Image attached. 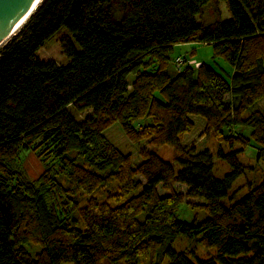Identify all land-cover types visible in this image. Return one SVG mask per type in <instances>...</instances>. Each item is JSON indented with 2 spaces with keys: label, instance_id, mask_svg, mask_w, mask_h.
<instances>
[{
  "label": "trees",
  "instance_id": "1",
  "mask_svg": "<svg viewBox=\"0 0 264 264\" xmlns=\"http://www.w3.org/2000/svg\"><path fill=\"white\" fill-rule=\"evenodd\" d=\"M57 34L65 66L36 55ZM194 43L232 74L177 68L175 48ZM195 119L231 149L253 143L264 163V0L40 1L0 47V264H264V177L226 204L246 168L239 151L182 145ZM115 124L148 147L138 165L106 138ZM45 144L40 157L58 163L32 181L20 155ZM184 204L208 216L180 220ZM179 238L214 257L168 246Z\"/></svg>",
  "mask_w": 264,
  "mask_h": 264
},
{
  "label": "rangeland",
  "instance_id": "2",
  "mask_svg": "<svg viewBox=\"0 0 264 264\" xmlns=\"http://www.w3.org/2000/svg\"><path fill=\"white\" fill-rule=\"evenodd\" d=\"M191 52H193V57L190 56ZM37 57L41 60H51L55 62L58 66H65L68 64L67 59L63 55V51L60 44V34L54 35L49 40H47L43 46L36 53ZM176 57H180L182 59L190 60L191 58L194 61L199 63H208L215 67L218 71H220L226 78H228L232 74V70L230 66L226 64L221 59H213L212 58V48L211 46L203 45V44H183L179 45L174 50V60ZM176 66V65H175ZM170 68L173 71V68L176 70V67ZM229 100V98H227ZM86 113L78 115V118H83ZM146 121H137L134 124V127L137 130H140ZM194 129L191 133L186 134L181 137V144L184 146H195L197 150H205L209 149L212 153L217 152V148L221 147L224 152H229L230 150L239 151V160L246 168V173L243 177L238 179L232 189L229 192V196L226 204H233L236 201L243 198L248 190L250 185L259 182L260 179L264 177V163L257 158L258 148L253 143H248L246 146L241 145L239 142L234 145L231 149L228 144L221 143L219 144L218 140L213 133H208L205 129V123L199 119L194 120ZM246 138L249 137L248 132H244L243 134ZM106 138L116 145L123 153L131 154L134 165H138L141 162V158L138 152L143 148H148L145 145L134 146L131 144L125 135L123 134L120 126L118 124L113 125L105 132ZM41 142L40 140L38 143ZM47 145L38 149L37 153L33 150H25L22 151L20 155L21 165L29 175L32 181H36L46 170L47 166L54 165L56 167L58 161H51V159H46L45 154L41 157L38 153L45 151L48 154V150L46 149ZM155 152L164 160L171 161L173 159V150L170 147H161L155 149ZM50 158V157H49ZM215 169L214 175L218 178L223 177L225 174L229 172L228 166L214 158ZM56 164V165H55ZM186 187L177 184L175 186V190L177 192H185ZM161 194H164L160 190ZM195 203H199L198 201H194ZM177 215L180 220L190 222L193 219L197 218L199 221L204 220L208 214L204 210L199 207H192L188 204L182 205L177 212ZM175 251H184L189 253L192 248H195L194 256L198 259L210 258L214 257L215 252L212 249L204 248L202 246H195L193 243L188 242L184 239H175L170 244H168ZM25 249L33 256H36L39 252V247L34 245H26ZM192 260H194L192 258ZM195 261V260H194ZM166 264V260L157 257L154 260H150V258H146L143 264Z\"/></svg>",
  "mask_w": 264,
  "mask_h": 264
},
{
  "label": "water",
  "instance_id": "3",
  "mask_svg": "<svg viewBox=\"0 0 264 264\" xmlns=\"http://www.w3.org/2000/svg\"><path fill=\"white\" fill-rule=\"evenodd\" d=\"M34 1L35 0H0V47L15 34L10 36L12 30L25 16Z\"/></svg>",
  "mask_w": 264,
  "mask_h": 264
},
{
  "label": "bare ground",
  "instance_id": "4",
  "mask_svg": "<svg viewBox=\"0 0 264 264\" xmlns=\"http://www.w3.org/2000/svg\"><path fill=\"white\" fill-rule=\"evenodd\" d=\"M41 0H35L32 4L31 8L28 10V12L25 14V16L18 22V24L15 26V28L10 33V36L16 33L20 27L24 24V22L27 20L29 15L33 12V10L37 7V5L40 3Z\"/></svg>",
  "mask_w": 264,
  "mask_h": 264
},
{
  "label": "built area",
  "instance_id": "5",
  "mask_svg": "<svg viewBox=\"0 0 264 264\" xmlns=\"http://www.w3.org/2000/svg\"><path fill=\"white\" fill-rule=\"evenodd\" d=\"M182 63H183V59L182 58H180V57L176 58L175 65H176L177 68H181ZM188 65L192 66V67H195L197 64H196L195 61H189Z\"/></svg>",
  "mask_w": 264,
  "mask_h": 264
}]
</instances>
